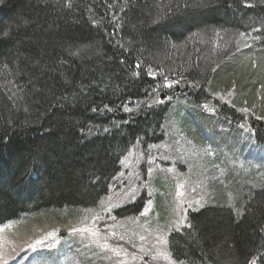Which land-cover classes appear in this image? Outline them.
<instances>
[{
  "label": "trees",
  "instance_id": "trees-1",
  "mask_svg": "<svg viewBox=\"0 0 264 264\" xmlns=\"http://www.w3.org/2000/svg\"><path fill=\"white\" fill-rule=\"evenodd\" d=\"M171 115L196 150L190 130L222 147L216 129H227L223 140L245 132L255 158L242 141L240 150L258 167L211 185L210 206L170 232L171 258L264 264V0H0V229L83 222L130 150L164 140ZM154 191L165 229L171 203L158 183ZM145 200L116 215L138 216ZM51 239L25 245L27 262Z\"/></svg>",
  "mask_w": 264,
  "mask_h": 264
},
{
  "label": "rangeland",
  "instance_id": "rangeland-1",
  "mask_svg": "<svg viewBox=\"0 0 264 264\" xmlns=\"http://www.w3.org/2000/svg\"><path fill=\"white\" fill-rule=\"evenodd\" d=\"M166 57L171 59L173 56L167 54ZM226 100L227 97H224L223 103ZM209 120L212 125L210 116ZM194 122L199 124L195 118ZM194 122L193 125L199 128ZM239 129L243 130L241 126ZM216 130V138L230 146L212 144L210 138L207 140L210 134L206 130H200L199 136L190 130L186 135L202 143L203 149L196 150L192 142H187L177 133L171 115L163 129L164 140L147 147L136 144L130 150L120 163L117 184L110 188L98 209L89 212L83 222H68L55 228L47 226L27 235L13 232L10 228L0 229V264H18L20 256L27 264H36L37 260L41 264H80L74 252L90 259L88 264H178L168 253V242L165 243L170 232L185 227L190 212L210 206L212 184L213 187H227V177L237 179L258 170L256 164L246 160L244 152L240 150L238 141L241 142L243 138L246 151L251 150L256 155L245 132L238 138L231 136V142L219 136H224L227 129ZM227 148H230L229 152L232 150L231 157L227 156ZM220 151L223 152L220 154ZM257 158L264 167V159L260 155ZM157 183L171 203L170 224L165 229V223L160 224L157 216H153L158 205L156 202L161 200V196L156 198L159 193L154 191ZM248 188L252 189L250 186ZM143 196L146 200L138 216L116 215L121 208ZM49 235L52 236L51 245L45 251L32 253L34 257L27 262L25 245L39 237L45 240ZM65 247L66 250L70 249L68 253Z\"/></svg>",
  "mask_w": 264,
  "mask_h": 264
},
{
  "label": "snow or ice",
  "instance_id": "snow-or-ice-1",
  "mask_svg": "<svg viewBox=\"0 0 264 264\" xmlns=\"http://www.w3.org/2000/svg\"><path fill=\"white\" fill-rule=\"evenodd\" d=\"M137 67H139V65L137 66ZM126 111H130L129 109H125ZM168 241H165V243H167Z\"/></svg>",
  "mask_w": 264,
  "mask_h": 264
}]
</instances>
